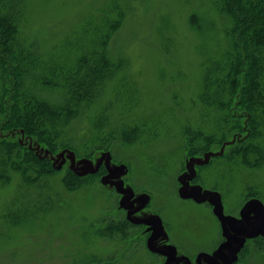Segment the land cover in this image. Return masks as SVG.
Here are the masks:
<instances>
[{"label":"rangeland","instance_id":"obj_1","mask_svg":"<svg viewBox=\"0 0 264 264\" xmlns=\"http://www.w3.org/2000/svg\"><path fill=\"white\" fill-rule=\"evenodd\" d=\"M210 2L21 0L20 30L42 64L93 47L116 21L105 44L119 67L69 117L67 146L21 140L59 172L36 187L17 175L0 186V264H264L243 228L264 225V112L254 137L240 92L224 125L200 98L207 62L228 45ZM66 170L82 179L72 189ZM214 233L225 242L197 253Z\"/></svg>","mask_w":264,"mask_h":264},{"label":"trees","instance_id":"obj_2","mask_svg":"<svg viewBox=\"0 0 264 264\" xmlns=\"http://www.w3.org/2000/svg\"><path fill=\"white\" fill-rule=\"evenodd\" d=\"M210 3L224 17L222 33L228 45L207 62L209 75L200 98L220 111L224 125L232 121L229 106L240 92L238 104L245 105L255 137L264 112V0ZM20 4L21 0H0V186L17 175L20 183L36 187L59 168L22 141L30 137L52 152L58 143L68 145L62 135L69 117L85 111L103 77L119 67L109 59L105 44L116 21L99 28L101 41L93 47L81 48L70 59L59 62L51 57L42 64L34 44L22 36ZM244 142L236 150L246 161L250 142ZM67 171L61 182L72 189L82 179Z\"/></svg>","mask_w":264,"mask_h":264},{"label":"flooded vegetation","instance_id":"obj_3","mask_svg":"<svg viewBox=\"0 0 264 264\" xmlns=\"http://www.w3.org/2000/svg\"><path fill=\"white\" fill-rule=\"evenodd\" d=\"M215 159V160H214ZM217 159H219V157H213L212 158V160H211V163L212 162H214V161H216ZM197 173V172H196ZM201 175V174H200ZM198 177V174L195 176V178H197ZM200 178H201V176H200ZM192 179V178H191ZM190 179V180H191ZM175 193V195L178 197V193H177V190H176V192H174ZM180 200H182V201H185V200H189V198H183V197H178ZM138 199L137 198H134L133 200H132V206H135V203H136V201H137ZM192 201V200H191ZM196 203V202H195ZM201 204H203V203H201ZM145 207H147V205L145 206ZM216 218V217H215ZM246 218V217H245ZM248 219H250L249 217H248ZM217 220V219H216ZM218 222V225H219V221H217ZM219 227H220V225H219ZM264 225L262 226V227H260L257 231H256V233L254 232V233H251L250 231H248V229H247V227L246 226H244L243 225V228H244V231L246 232V233H248L249 235L250 234H254L253 235V241L254 240H257L258 242H260L261 244H262V246L264 247V234H263V231H264ZM250 232V233H249ZM263 236V237H262ZM233 237V236H232ZM235 237V236H234ZM237 238V237H236ZM217 239V240H216ZM210 243L209 244H206L207 246H212V248L211 249H208V250H205V251H202V250H199L197 253H199V252H205V253H210V251H212V250H214V248L216 249V247H218L219 248V246L223 243V242H225V241H223V239L221 238V235H217V234H213L211 237H210ZM239 243H241V241H239ZM231 246V245H230ZM232 246H236V245H232ZM256 247V246H255ZM219 250V249H218ZM248 250V249H247ZM218 251H214V253H213V259H214V256H215V254L217 253ZM196 253V254H197ZM210 256V255H209ZM201 260V259H200ZM217 261H218V259H217ZM216 261V262H217ZM196 262L199 264V262H198V260H196ZM203 262V261H202ZM219 263V262H218ZM234 264V263H233Z\"/></svg>","mask_w":264,"mask_h":264}]
</instances>
